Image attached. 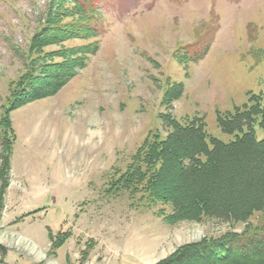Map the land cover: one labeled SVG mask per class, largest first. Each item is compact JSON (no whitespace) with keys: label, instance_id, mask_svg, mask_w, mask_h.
Instances as JSON below:
<instances>
[{"label":"rangeland","instance_id":"obj_1","mask_svg":"<svg viewBox=\"0 0 264 264\" xmlns=\"http://www.w3.org/2000/svg\"><path fill=\"white\" fill-rule=\"evenodd\" d=\"M50 2L0 0L3 262L156 264L185 244L242 232L247 223L210 217L169 223L157 213L170 212L168 205L111 188V180L150 132L166 135L159 113L168 112V82L184 88L172 115L203 116L208 132L225 142L235 136L221 129L219 112L252 95L264 104V0H104L97 54L56 94L12 110V134L2 117L29 59L61 60L44 59L59 46L30 51ZM210 38L203 59L179 61L177 50ZM256 131L263 139L259 125ZM263 221L264 212L249 220Z\"/></svg>","mask_w":264,"mask_h":264},{"label":"trees","instance_id":"obj_2","mask_svg":"<svg viewBox=\"0 0 264 264\" xmlns=\"http://www.w3.org/2000/svg\"><path fill=\"white\" fill-rule=\"evenodd\" d=\"M103 1L51 0L30 51L41 53L48 46H59L44 59L61 60L41 65L39 59H29L30 72L17 83L3 113L6 132H14L12 110L56 94L97 54L104 28ZM72 40L83 42L66 44ZM212 43L210 38L196 43L199 48L193 51L186 48L175 53L186 65V60L203 59ZM37 69L40 72L35 74ZM168 85L172 86L162 98L168 112L159 113L166 135L150 132L122 172L112 178L111 188L120 186L132 195L140 192L151 203L168 205L170 212L159 209L157 213L169 223L205 217L247 223L242 232L185 244L156 264H264V221L249 222L255 213L264 212V138L260 140L256 131L257 125L264 130L263 98L252 95L250 103L236 106L233 112H219V126L235 136L225 142L208 132L203 116L172 115L170 106L184 88L177 82ZM6 160L9 166L10 156ZM0 254L3 262L7 249L1 243Z\"/></svg>","mask_w":264,"mask_h":264},{"label":"water","instance_id":"obj_3","mask_svg":"<svg viewBox=\"0 0 264 264\" xmlns=\"http://www.w3.org/2000/svg\"><path fill=\"white\" fill-rule=\"evenodd\" d=\"M0 264H8V263L0 262Z\"/></svg>","mask_w":264,"mask_h":264}]
</instances>
